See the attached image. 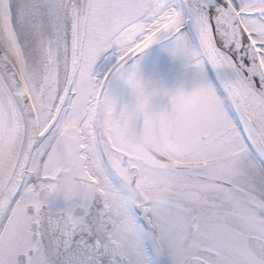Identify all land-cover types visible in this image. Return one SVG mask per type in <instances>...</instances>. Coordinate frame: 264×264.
<instances>
[{
	"label": "rangeland",
	"instance_id": "1",
	"mask_svg": "<svg viewBox=\"0 0 264 264\" xmlns=\"http://www.w3.org/2000/svg\"><path fill=\"white\" fill-rule=\"evenodd\" d=\"M93 1L89 5L88 0H0L21 73L29 80L25 82L40 133L54 116L62 99V95L57 99V91L75 62L72 85L65 83L62 91L68 97L57 136L54 133L44 157V143L34 149L21 197L45 185L55 187V182L43 183L41 177L68 169L61 159L66 162L71 142L75 175L89 174L100 188L127 190L125 203L136 202L130 195L135 185L148 196L147 189L152 188L157 196L170 193L165 197L173 200L180 192L188 203L198 198L204 225L264 222V153L252 145L231 110L189 18L193 36L185 29L168 37L183 20L184 1ZM231 2L258 46L264 67V0ZM170 8L173 14L165 17ZM158 17L162 20L149 23ZM20 36L26 37L29 52L19 43ZM19 141L18 115L0 85V189ZM73 185L80 194L81 187ZM66 186L60 178L59 187ZM206 233L203 247L218 257L203 256L204 260L238 264L226 255L228 239L216 231Z\"/></svg>",
	"mask_w": 264,
	"mask_h": 264
},
{
	"label": "flooded vegetation",
	"instance_id": "2",
	"mask_svg": "<svg viewBox=\"0 0 264 264\" xmlns=\"http://www.w3.org/2000/svg\"><path fill=\"white\" fill-rule=\"evenodd\" d=\"M88 1L89 5L94 4L93 0ZM60 119L61 116L39 142L45 144L43 157L49 153L54 133L57 136ZM73 145L67 144L66 162L61 159L68 169L57 170L55 177H41L43 183L55 182V187L45 185L29 190L26 198L18 195L0 230V264H190L193 259L207 262L203 256L218 257L203 247V238L210 231L228 239L224 242L228 244L226 255L238 264H264L250 243L251 238H257L264 250L263 221H206L208 224L204 225L198 198L196 203H188L183 192L174 194L180 197L173 200L165 197L170 193L157 196L154 189L148 188V196L139 189L141 198L132 187L130 195L136 202L125 203L127 190L100 188L89 174L75 175ZM104 159L108 162L110 156L105 154ZM29 172L28 168L23 186ZM60 178L66 187H59ZM73 183L81 187L80 194ZM45 189L47 194L42 193ZM144 211L148 222L143 218Z\"/></svg>",
	"mask_w": 264,
	"mask_h": 264
},
{
	"label": "water",
	"instance_id": "3",
	"mask_svg": "<svg viewBox=\"0 0 264 264\" xmlns=\"http://www.w3.org/2000/svg\"><path fill=\"white\" fill-rule=\"evenodd\" d=\"M183 1L185 4L184 9L188 14L190 23L194 27V31L198 34L195 25H197L200 30L205 46L203 47L204 52L224 87L229 104L232 108L231 110L234 112L242 127H244V125L239 114L247 119L245 126L249 129L251 135H255V130L247 117L248 115L243 99L230 81L223 63L217 55V51L220 52L243 84L264 102V67L261 62L260 52L245 28L240 13L236 10L231 0ZM218 19L221 20V26L218 24ZM75 57L76 49H73V58ZM74 65L75 62L72 61L68 80L66 81L68 87L72 85L75 71ZM0 85L10 97L20 121V141L16 157L8 177L0 189V225H3L23 187L33 151L58 122L65 106L68 92L66 91L62 94V99L58 104L54 116L43 132L40 133L37 111L28 86L22 73L19 72L15 64L6 54L1 42ZM254 145H257L264 153L263 142L257 140ZM132 187L142 198L139 188L135 185H132ZM47 192L48 189H45L42 193L47 194ZM144 217L145 211L143 212V218ZM145 219L147 220L146 217ZM250 243L253 250L264 259V250H262L263 244L260 243L257 238H251ZM190 264L209 263L193 259Z\"/></svg>",
	"mask_w": 264,
	"mask_h": 264
},
{
	"label": "bare ground",
	"instance_id": "4",
	"mask_svg": "<svg viewBox=\"0 0 264 264\" xmlns=\"http://www.w3.org/2000/svg\"><path fill=\"white\" fill-rule=\"evenodd\" d=\"M173 12H174L173 8H170L169 10H167L164 13V15H165V17H167V16L172 15ZM158 20H162L161 17L155 18V19L151 20L149 23L154 24L155 22H158ZM217 21H218L219 26H221L222 25L221 20L218 19ZM195 27H196V30H197V32H198V34H199V36L203 42V47H205L203 37L200 33V30L197 27V25H195ZM0 40H1L0 42H1V44L5 50L6 54L9 56L11 61L15 64V66L17 67L19 72H21V64H20L18 54H17L16 49H15V46L13 44L14 43L13 39H12L10 31H9L8 21L2 12H0ZM216 51H217V49H216ZM123 53L124 52L122 50V51H119L118 53H116V55L120 56ZM217 55H218L219 59L222 61L223 66L226 70V73L230 78V81L233 83L234 87L237 89L240 96L242 97L243 102H244V106L246 108V113L248 115L247 117L251 121V124L255 130L254 131L255 135H251L249 132V129H247V127L245 126V122L247 119L243 115L238 113L240 115L241 120L243 121L244 129H245L246 133L248 134L249 140L253 143L252 145H254L257 140L264 143V102L258 96L253 94L246 87V85L243 84V82L239 79V77L237 76L235 71L232 69V67L227 63V61L225 60L223 55L218 51H217ZM100 71H101V69H100ZM250 135L252 136V138ZM86 144L90 149H92V145L90 144L89 138L86 140ZM1 225H0V227H1Z\"/></svg>",
	"mask_w": 264,
	"mask_h": 264
},
{
	"label": "trees",
	"instance_id": "5",
	"mask_svg": "<svg viewBox=\"0 0 264 264\" xmlns=\"http://www.w3.org/2000/svg\"><path fill=\"white\" fill-rule=\"evenodd\" d=\"M185 11V10H184ZM188 14H187V12L185 11V14H184V17H183V20L180 22V23H178V26L176 27V29L175 30H173V32L168 36L169 38L170 37H173L174 35H176L177 33H179V32H182L183 30H185V29H189L190 30V32H191V34H192V36H193V32H192V30H191V28H190V26H189V22H188ZM19 38H21V41L19 42L20 44L23 42V44H25V45H27L26 46V50H27V52H29V49H28V44L26 43V41H24L25 39H26V37L24 38V36L23 37H19ZM20 40V39H19ZM162 41H158V42H156L155 44H156V46L158 45V44H160ZM24 45V46H25ZM25 80H26V82L28 83V81L29 80H27L26 79V76H25ZM65 83H66V81L64 82V81H62L61 82V84H60V88L58 89V91H57V94H56V96H57V99H59V97L63 94V88H64V85H65Z\"/></svg>",
	"mask_w": 264,
	"mask_h": 264
}]
</instances>
